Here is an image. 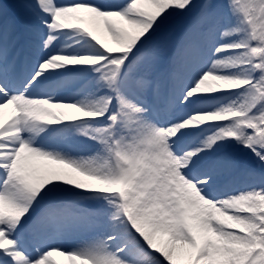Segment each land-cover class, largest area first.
I'll return each mask as SVG.
<instances>
[{
  "label": "snow or ice",
  "instance_id": "1",
  "mask_svg": "<svg viewBox=\"0 0 264 264\" xmlns=\"http://www.w3.org/2000/svg\"><path fill=\"white\" fill-rule=\"evenodd\" d=\"M264 264V0H0V264Z\"/></svg>",
  "mask_w": 264,
  "mask_h": 264
},
{
  "label": "bare ground",
  "instance_id": "2",
  "mask_svg": "<svg viewBox=\"0 0 264 264\" xmlns=\"http://www.w3.org/2000/svg\"><path fill=\"white\" fill-rule=\"evenodd\" d=\"M60 261L62 264H67L66 258H62V259H60Z\"/></svg>",
  "mask_w": 264,
  "mask_h": 264
}]
</instances>
